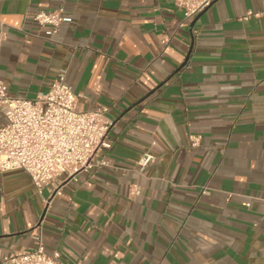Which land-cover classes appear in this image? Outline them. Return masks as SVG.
<instances>
[{"label":"crops","instance_id":"crops-1","mask_svg":"<svg viewBox=\"0 0 264 264\" xmlns=\"http://www.w3.org/2000/svg\"><path fill=\"white\" fill-rule=\"evenodd\" d=\"M180 1L0 0L9 94L35 99L65 70L77 109L113 120L107 165L61 177V195L0 171V259L40 236L63 264H264V0L188 20ZM59 7L50 39L32 14Z\"/></svg>","mask_w":264,"mask_h":264},{"label":"built area","instance_id":"built-area-1","mask_svg":"<svg viewBox=\"0 0 264 264\" xmlns=\"http://www.w3.org/2000/svg\"><path fill=\"white\" fill-rule=\"evenodd\" d=\"M216 0H181L179 7L186 20L197 17ZM264 19V7L260 13ZM33 20L46 27L52 39L61 24L68 20L64 7L41 9L32 14ZM78 95L66 82V71L58 73L45 93L35 99L14 97L8 85L0 80V110L6 122L0 125V171L22 169L27 172L39 193L47 188L50 197L62 194L63 182L79 173L107 165L98 159L102 148L110 147L107 140L113 120L108 109L90 111L77 109ZM202 136L191 134L190 147H199ZM145 153L138 161L141 169L152 160ZM63 178V182L61 181ZM141 189L134 185L132 195ZM0 264H63L57 252L49 253L40 236L35 245L22 251L4 255Z\"/></svg>","mask_w":264,"mask_h":264}]
</instances>
